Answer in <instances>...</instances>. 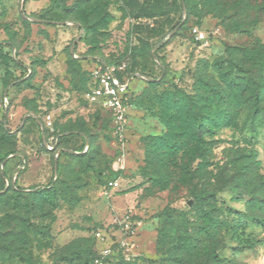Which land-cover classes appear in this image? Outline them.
Masks as SVG:
<instances>
[{"label":"rangeland","instance_id":"rangeland-1","mask_svg":"<svg viewBox=\"0 0 264 264\" xmlns=\"http://www.w3.org/2000/svg\"><path fill=\"white\" fill-rule=\"evenodd\" d=\"M134 2L0 0V264H91L106 245L109 264H264V103L201 158H169L158 105L205 95L221 61L264 81V0ZM102 65L131 79L120 131L84 96Z\"/></svg>","mask_w":264,"mask_h":264},{"label":"trees","instance_id":"trees-1","mask_svg":"<svg viewBox=\"0 0 264 264\" xmlns=\"http://www.w3.org/2000/svg\"><path fill=\"white\" fill-rule=\"evenodd\" d=\"M181 1L185 2V0ZM134 3L138 8L137 13H144L148 17H153L155 15L153 11L158 9L154 0H143L141 3L135 0ZM143 5H146L147 9L142 8ZM73 11H76V9L73 8L71 12L74 13ZM86 17L81 15L74 20L82 26L88 22ZM216 65L223 69L220 73V84L212 86L206 83L205 95L185 94L177 90L175 93L164 94L158 98L161 119L168 129L167 135L159 138V142H162L161 145L166 147L169 158L184 152L190 146L191 151L189 153L196 154L197 157L201 158L206 151V144L203 139L205 134L210 133L213 128L219 129L231 126L234 120L233 112L241 105L252 101V105L256 109H260L261 103H264V81H256L253 76L247 74L234 61L229 62V66H226L225 69L222 61ZM116 75L120 80L129 79V76H124L120 72ZM90 82L89 76L85 92L88 90ZM148 83L154 84L156 80L152 78ZM95 107L100 108L99 106ZM174 138L179 140L178 144L170 141ZM62 140V137L56 138L55 145L58 146ZM43 147L45 146L43 145ZM42 192V190L37 189L35 194ZM192 198L195 203L198 201L207 203V195L206 197L192 195ZM165 213L167 214L168 211L166 210ZM213 261H215L214 255L209 264H213Z\"/></svg>","mask_w":264,"mask_h":264},{"label":"built area","instance_id":"built-area-1","mask_svg":"<svg viewBox=\"0 0 264 264\" xmlns=\"http://www.w3.org/2000/svg\"><path fill=\"white\" fill-rule=\"evenodd\" d=\"M192 34L196 41L202 42L204 40V34L197 28H193ZM116 73H119V71L115 67L107 65L97 67L90 73L91 82L84 96L91 105L99 106L107 111L114 126L120 131L127 123V102L130 95L131 79L120 80ZM55 143L56 141L53 146ZM108 185L110 187L115 186L113 182ZM125 229L127 230L128 228L126 227ZM94 236L98 242L106 244L108 237L105 232L98 230ZM110 256V246L106 245L99 251V255L92 264H109L108 258Z\"/></svg>","mask_w":264,"mask_h":264},{"label":"water","instance_id":"water-1","mask_svg":"<svg viewBox=\"0 0 264 264\" xmlns=\"http://www.w3.org/2000/svg\"><path fill=\"white\" fill-rule=\"evenodd\" d=\"M40 21V20H39ZM76 42V41H75ZM74 42V43H75ZM74 45L75 44H73V47H74ZM74 54V52H73V50H72V55ZM138 77H142V78H144V79H146L147 81H151V79H149V78H146V77H144V76H140V75H137ZM42 139H43V136H42ZM56 172H57V160H55V162H54V173L56 174Z\"/></svg>","mask_w":264,"mask_h":264}]
</instances>
